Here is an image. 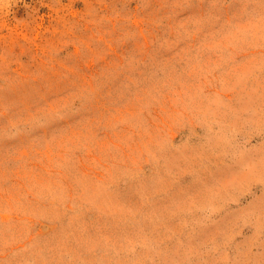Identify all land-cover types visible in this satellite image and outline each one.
I'll list each match as a JSON object with an SVG mask.
<instances>
[{
	"label": "rangeland",
	"instance_id": "rangeland-1",
	"mask_svg": "<svg viewBox=\"0 0 264 264\" xmlns=\"http://www.w3.org/2000/svg\"><path fill=\"white\" fill-rule=\"evenodd\" d=\"M0 264H264V0H0Z\"/></svg>",
	"mask_w": 264,
	"mask_h": 264
}]
</instances>
